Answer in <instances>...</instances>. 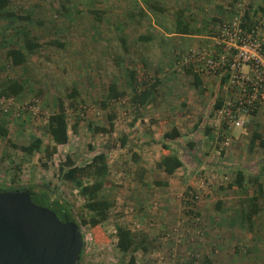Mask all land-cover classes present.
<instances>
[{
    "label": "rangeland",
    "instance_id": "374dc122",
    "mask_svg": "<svg viewBox=\"0 0 264 264\" xmlns=\"http://www.w3.org/2000/svg\"><path fill=\"white\" fill-rule=\"evenodd\" d=\"M245 4L247 20H264V0L11 1L13 16L5 29L11 28L6 34L10 40L3 41L0 33V48L27 52V40L38 48L20 66L1 52L0 96L10 81L19 82L23 90L0 104V123L8 130L6 137L0 135V188H48L51 200H63L80 225L82 264H127L130 255L116 247V226L135 235L136 264H264L263 103L254 121L232 133L226 150H218L210 117L223 98L210 90L216 86V93L224 94L225 75L209 78L198 88L193 66L182 63L192 50L213 48L219 24L241 16L238 5ZM178 23L191 35H173ZM155 81L154 103H131L133 88ZM111 84L124 93L118 100L108 99ZM190 103L201 104L199 113H193ZM60 105L69 142L48 158L44 148L53 142L47 120ZM171 117L183 133L176 141H163L173 128ZM37 138L42 141L39 152L21 151ZM163 142L183 162L174 177L183 186L173 189V209H179L175 219L159 226L155 196L147 202L141 199L164 191L151 192L139 154L161 158ZM99 152L107 156L101 197L110 208L105 221L93 227L82 221L88 222L94 212L84 208L85 199L62 174L68 169L67 157L84 167ZM238 170L245 177L242 189L230 185ZM150 176L158 187L163 184ZM80 179L94 182L86 176ZM189 192L197 197L191 212L182 207ZM203 200L207 208L199 213ZM252 206L257 214H251ZM150 211L158 220H150Z\"/></svg>",
    "mask_w": 264,
    "mask_h": 264
},
{
    "label": "trees",
    "instance_id": "16d2710c",
    "mask_svg": "<svg viewBox=\"0 0 264 264\" xmlns=\"http://www.w3.org/2000/svg\"><path fill=\"white\" fill-rule=\"evenodd\" d=\"M12 0H0V17H11L12 12H8L7 8L10 6ZM176 34L179 35H189V29L186 26H181L177 24ZM36 47L35 44H31L26 41V49L32 51ZM7 58L11 61L14 66L22 65L26 62L27 57L19 49H10L7 52ZM134 75L133 72H131ZM195 85H199V80L196 75ZM158 83L155 81L152 84H143L139 87H135L132 90L131 103L143 107L151 104L156 99V88ZM23 90V86L17 81H10L2 90V94L5 98L18 96ZM124 95L123 92L117 90L116 84H111L108 87V99L118 100ZM220 102L215 105L218 107ZM98 131H106L104 128L98 129ZM47 132L50 135L53 146H46L44 148V154L46 157L51 158L55 153L57 146L65 145L69 142L68 137V124L65 115V111L60 105L58 112L51 114L47 120ZM8 133L7 128H5L0 123V135L6 137ZM181 137L180 133L176 128H171L169 131L165 132L163 135V141H176ZM259 138V135H255V139ZM42 147V141L40 139L33 140L30 144L26 146H21L20 149L23 153L31 155L35 152H39ZM136 156H134V159ZM66 165L68 169L63 172L62 178L74 184L78 193L82 198L85 199L84 208L94 212V215L90 217L87 222L82 221L83 224L90 223L91 226L95 227L101 222L105 221L107 218V212L110 208V202L103 197H101V191L104 185V179L108 175L107 166V156L105 152H99L94 154L90 163L84 167H76L74 162L67 157ZM183 166V162L177 154L172 152L171 147L162 143L161 146V158L157 163V167L162 170L166 175H172L177 169ZM86 176L89 178H94V182L90 184H84L81 181V177ZM245 177L241 170H238L235 174L234 183L231 184L235 188L242 189ZM15 190H28L31 193V200L33 203L49 208L52 210L60 220L67 219L69 221L75 222L80 229L79 223L73 218L70 207L61 199L56 198L51 200L50 190L48 188H42L41 190H36L34 188L19 186V187H8L5 189L0 188L1 191H15ZM261 191V186L258 187V192ZM257 200V198H255ZM256 205V204H254ZM254 209L251 214H257L258 209L256 206H252ZM116 236V247L123 255H130L127 264H136L134 252L138 249L136 244L135 235L131 230L123 226H116L115 230ZM83 250L81 252V256ZM81 261V260H80ZM81 263V262H80ZM82 264V263H81ZM187 264V263H186Z\"/></svg>",
    "mask_w": 264,
    "mask_h": 264
},
{
    "label": "built area",
    "instance_id": "2783aa9c",
    "mask_svg": "<svg viewBox=\"0 0 264 264\" xmlns=\"http://www.w3.org/2000/svg\"><path fill=\"white\" fill-rule=\"evenodd\" d=\"M246 10L247 4L238 5L243 14L219 24L213 48L192 50L182 62L198 75L219 79L225 75L223 88L231 95L213 108L210 117L214 145L221 151L230 146L232 132L244 129L264 103V20H247ZM4 100L0 96V104ZM196 198L187 193L183 209L191 212Z\"/></svg>",
    "mask_w": 264,
    "mask_h": 264
},
{
    "label": "water",
    "instance_id": "95a60500",
    "mask_svg": "<svg viewBox=\"0 0 264 264\" xmlns=\"http://www.w3.org/2000/svg\"><path fill=\"white\" fill-rule=\"evenodd\" d=\"M79 226L31 200L28 190L0 192V264H81Z\"/></svg>",
    "mask_w": 264,
    "mask_h": 264
},
{
    "label": "crops",
    "instance_id": "0c3cea01",
    "mask_svg": "<svg viewBox=\"0 0 264 264\" xmlns=\"http://www.w3.org/2000/svg\"><path fill=\"white\" fill-rule=\"evenodd\" d=\"M26 6V5H25ZM9 9V6H8V8H7V11L8 12H11V10H8ZM1 19H0V33H1V38H2V40L3 41H9L10 39H8L7 38V33L11 30V28H9L7 31L5 30L7 27H10L8 24H10L11 22H8L9 20H8V17H0ZM10 35V37H11V35H13V34H9ZM173 35H179V34H176V32H175V34H173ZM189 35H191V34H189ZM180 36V35H179ZM181 36H187V35H181ZM27 37V36H26ZM28 42H30V40H27ZM9 43V42H8ZM31 43V42H30ZM37 43L40 45V44H42V40L40 39V40H38L37 41ZM36 45V47H34V49L30 52V51H28L27 49H26V51L27 52H25L24 50H23V48H20V47H18V48H12L11 46L10 47H7V48H0V56H1V52L3 53V54H6L7 55V52H8V50H10V49H19V50H21L22 52H23V54L26 56V57H28V54H31L36 48H38V46H37V44H35ZM0 46H1V44H0ZM25 47H26V42H25ZM2 54V55H3ZM20 66V65H19ZM194 75H196L197 76V78H198V80H199V85L197 86L198 88L199 87H201V85L202 84H205V81H208L207 79H209V78H214V77H212V76H209V75H198V74H196L195 72H194ZM213 83V82H212ZM211 83V84H212ZM195 86V85H194ZM195 88V87H194ZM218 91V93H219V89L215 86V88L214 89H211L210 90V94H216V95H221V100H222V98H223V100L225 99V98H228L231 94L230 93H228L227 91H225V93L224 94H218V93H216ZM156 97H157V94H156ZM219 99V101H221ZM157 99H155L154 100V102L156 101ZM197 100V102H201L200 101V98H197L196 99ZM154 102H152V103H154ZM151 103V104H152ZM151 104H149V105H151ZM149 105H146V106H149ZM201 104H199V105H195V104H192V103H190L189 105H188V107L190 108V109H192V111H193V113H199V112H197L198 110L197 109H199V106H200ZM262 105V104H261ZM260 105V106H261ZM263 106H264V103H263ZM203 110V109H202ZM258 113V112H257ZM257 115V114H256ZM256 115H255V117H254V119L256 118ZM172 118V122H173V125H171L173 128H176L177 129V131L180 133V135H182V130L180 129V128H178V121L177 120H173V117H171ZM254 119L252 120V121H254ZM251 121V122H252ZM250 122V123H251ZM187 127V126H186ZM245 129V128H244ZM244 129H235L233 132H239V131H241V130H244ZM232 132V133H233ZM211 136H212V134H211ZM163 137V136H162ZM212 139H214V136H212ZM140 156H142V160H141V165L143 166V172L145 171V169H146V172H145V174L147 175L146 177H145V182L146 183H148L149 181H151L152 182V185L150 186V188L152 189L151 190V192H156V190L157 189H159V188H163V191H164V193H161V194H155V195H152L151 193L146 197V195L144 194V197L141 199L142 200V202L143 201H149V199H150V197L151 196H155L154 198H153V200L155 201H158V203H159V206H160V208H159V211L157 212V214L158 215H160V217H159V226H161V224L162 225H166V224H170V221L172 220V219H175V214L178 212L177 210H179L178 209V207H176V209L177 210H174L173 209V207H174V201H173V189H177L178 187H179V189L181 188V186H183L182 185V183H180L179 181H177V180H174V177L176 176L175 174L183 167H180L179 169H177L172 175H166L162 170H160L158 167H157V163H158V161L160 160V156L158 157V158H155V160H153V158L154 157H149V156H147L146 158H145V156H146V154H139ZM181 159V158H180ZM153 175L154 177H159V178H161L162 179V182H163V184H161V185H159V187H158V185H157V183L155 182V180H152V178H151V176L150 175ZM148 181V182H147ZM234 183V182H233ZM232 183V184H233ZM231 185V184H230ZM206 203V201H200L199 203H198V208H199V213L200 212H205V210H206V208H207V205L205 204ZM153 209V208H152ZM154 210V209H153ZM180 211H181V208H180ZM155 213L156 212H154V211H150V214H151V218H150V220H153V221H155V220H158V218H157V216H154L155 215ZM180 215H181V213H180ZM251 215V214H250ZM250 215L248 216V218H250ZM154 222H152V223H149V225H152Z\"/></svg>",
    "mask_w": 264,
    "mask_h": 264
}]
</instances>
